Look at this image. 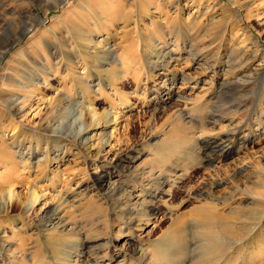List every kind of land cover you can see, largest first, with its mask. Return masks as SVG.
Wrapping results in <instances>:
<instances>
[{"label":"rangeland","instance_id":"1","mask_svg":"<svg viewBox=\"0 0 264 264\" xmlns=\"http://www.w3.org/2000/svg\"><path fill=\"white\" fill-rule=\"evenodd\" d=\"M52 2L0 0V264H264V0Z\"/></svg>","mask_w":264,"mask_h":264},{"label":"bare ground","instance_id":"2","mask_svg":"<svg viewBox=\"0 0 264 264\" xmlns=\"http://www.w3.org/2000/svg\"><path fill=\"white\" fill-rule=\"evenodd\" d=\"M69 1L70 0H55V2H52L51 4H52V8H56L57 7V5H59V3L60 4H67V3H69ZM48 6V5H47ZM49 7H47V9H48ZM164 67V66H163ZM169 68V67H168ZM166 70H167V68H166ZM168 73V72H167ZM177 78V77H176ZM175 77H174V79H176ZM186 79V78H185ZM176 81V80H175ZM184 81H187V79L186 80H184ZM188 82V81H187ZM170 91L169 92H167L165 95L166 96H168V98H171V97H180V95H175V93H170ZM25 102V101H24ZM21 103H23V102H21ZM20 106H21V104H20ZM25 109L26 108H21V109H19V111H18V114H21L22 115V117H25L26 115H27V113L25 112ZM80 132H81V136H80V138H79V140H80V142H81V144L83 145V146H87L88 145V142H87V136L89 135V133H91V132H89V130H87V131H85V130H80ZM79 132V133H80ZM89 139V138H88ZM78 140V139H77ZM76 140V141H77ZM82 140V141H81ZM75 142V141H74ZM78 142V141H77ZM232 142V141H231ZM234 142V141H233ZM241 145H246V140H244V141H241ZM209 144H211V143H209ZM227 144V143H226ZM235 144V143H234ZM228 145V144H227ZM230 145V144H229ZM222 146H225V145H222ZM244 146H242V147H244ZM226 147H230V146H226ZM225 149V148H224ZM232 152H234V147H232V148H226L225 150H224V154L226 153V154H230V153H232ZM11 194V193H10ZM8 194L9 195V198H12L13 197V195L11 194ZM39 200V198L38 197H36V195H35V198L33 199V202H34V204L37 202ZM8 203H9V201H8ZM36 205V204H35ZM34 205V206H35ZM118 237V236H117ZM116 238V237H115Z\"/></svg>","mask_w":264,"mask_h":264}]
</instances>
